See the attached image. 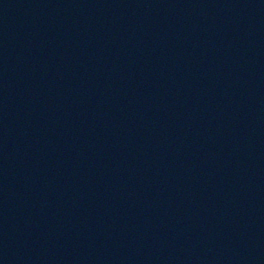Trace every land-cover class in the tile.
<instances>
[{"label":"water","instance_id":"obj_1","mask_svg":"<svg viewBox=\"0 0 264 264\" xmlns=\"http://www.w3.org/2000/svg\"><path fill=\"white\" fill-rule=\"evenodd\" d=\"M0 264H264V0H0Z\"/></svg>","mask_w":264,"mask_h":264}]
</instances>
